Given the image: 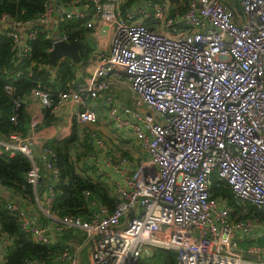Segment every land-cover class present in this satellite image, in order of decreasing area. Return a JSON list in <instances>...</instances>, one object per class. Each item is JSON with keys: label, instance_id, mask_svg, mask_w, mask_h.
Returning <instances> with one entry per match:
<instances>
[{"label": "built area", "instance_id": "built-area-1", "mask_svg": "<svg viewBox=\"0 0 264 264\" xmlns=\"http://www.w3.org/2000/svg\"><path fill=\"white\" fill-rule=\"evenodd\" d=\"M146 1L142 7L139 0H45L31 22L1 15L0 34L18 57L28 54L27 41L39 31L51 40L49 51L55 42L71 41L59 28L66 18H88L84 26L108 25L112 32L108 46L98 43L86 64L74 62V79L65 89H53L38 76L28 92L11 96L9 120L16 127L0 132V153L30 159L26 180L36 199L42 168L51 171L43 211L57 230L83 233L87 264H143L144 253L156 248L174 252L176 264H264V243L257 240L264 218L246 206L264 208V0H240V7L228 0ZM0 70L10 93L20 76L34 71ZM123 81L133 100L118 105L112 94L105 96L109 126L117 136L132 138L136 157L142 155L131 162L117 137L87 128L98 150L89 158L94 178L111 186L116 204L99 203L88 218L59 214L53 209L56 153L38 146L35 157L38 117L30 116L25 132L18 110L35 100L56 115L72 103L78 109L71 121L86 126L98 118L89 102ZM4 188L0 181V202L7 200ZM84 195L89 198L90 190ZM8 208L34 241L52 244L48 224L35 222L18 202ZM0 238L11 243L1 225ZM59 258L81 264L71 246L62 247Z\"/></svg>", "mask_w": 264, "mask_h": 264}, {"label": "trees", "instance_id": "trees-1", "mask_svg": "<svg viewBox=\"0 0 264 264\" xmlns=\"http://www.w3.org/2000/svg\"><path fill=\"white\" fill-rule=\"evenodd\" d=\"M44 6L45 0H0V17L3 13H8L16 21L31 22L44 9ZM87 20L88 18L71 17L66 18L59 25L62 31L70 35L71 41L84 40L86 42L80 49V62L84 64L88 62L91 53V47L87 41L89 27L84 26ZM27 44L29 47L28 54L18 57L12 48V41L0 34V68L2 65L10 69L28 68L30 66L34 70L32 76H28V73L20 76L19 81L13 84L11 93L4 89L6 79L0 70V132L4 134L16 127L9 120V116L13 112L10 101L12 95L28 92L34 86V80H37L38 76L53 89H65L67 82L74 79V67L76 64L69 57L61 58L58 61L54 73L48 68L51 40L46 38L43 32L39 31L37 37L28 40ZM51 77H53L52 82L49 81ZM26 110V104L18 110L20 127L25 132L27 130L26 120L30 119V117L28 119L29 114ZM40 116L41 122L37 124L36 131H39L41 127L48 126L55 120V114L49 108H42ZM79 138L77 124L74 122L70 134L66 137H53L43 142L36 141V144L41 148L48 146L56 153L55 157L51 159L52 164L59 170L53 209L59 214L72 213L88 218L99 203H104L113 208L116 204V199L112 194L110 185L103 183L100 177L94 180L89 177L90 174H87L89 171L95 174L96 169L89 158L85 156L87 153L85 150L78 154L74 153L75 157H73L72 151L77 147ZM84 142L89 150L92 147L89 143V134H85ZM88 154L91 155V151ZM83 156L85 157L82 160ZM80 161H83L82 171L86 176L79 174L77 171ZM31 166L30 159L20 152L14 155L0 153V181L6 189L11 190L15 195L28 196L34 199V189L26 180V174ZM44 170L51 177V171L42 168V173ZM86 190H90L89 198L84 195ZM221 191L229 198L231 203L237 205L229 189L223 188ZM14 202H17L14 198L9 201L4 199L0 202V225L12 237L10 244L1 242V248L4 253L2 264H29V261L32 260L38 261L36 263H49L53 256L58 255L59 257L62 247L71 246V248L75 249V247L65 241L52 242V244L34 241L21 229L18 217L8 208V204ZM246 206L264 218V208L261 210L248 203ZM78 231L69 229L67 230V236L75 237L77 236L75 232ZM80 234L82 236L78 235L80 236L78 242L82 243L84 236L81 232ZM150 256L153 257L152 264H176L175 254L170 250L155 249Z\"/></svg>", "mask_w": 264, "mask_h": 264}, {"label": "crops", "instance_id": "crops-1", "mask_svg": "<svg viewBox=\"0 0 264 264\" xmlns=\"http://www.w3.org/2000/svg\"><path fill=\"white\" fill-rule=\"evenodd\" d=\"M60 11V10H59ZM59 15V12H58ZM56 20V16L53 17V21ZM89 31V35H88V39L92 42H94L95 44L93 45V47L91 48V53L90 56L93 54V52L95 50H98L99 45L98 43L104 45L103 47H107L108 46V41L110 38V34L112 32V26H108V25H100V26H95L94 28H88ZM81 67L86 66V65H81L79 64ZM54 76V75H53ZM117 89H124L130 92L131 96L127 99H121L118 95H114V90L117 91ZM107 94H112L113 98H114V103L116 104H123L124 102H128L131 103L132 102V96H133V92L131 91L129 84L126 82H117L113 85H111L99 98L89 102V105L94 108L93 106L98 103L99 107L102 110V114L99 111L98 113V118H101L99 122V126L98 127H94L97 128V130L101 131V132H109L108 134H110V131H108V127H109V118L107 116V109H108V102H106L107 100L105 99V96ZM27 110L26 112L29 114V117L31 116H37L39 122H41V110L42 107L40 105V103L38 101L32 100L27 102ZM78 106L72 104V103H68L66 105H64L59 111L58 113L55 115V120L49 124L48 126L45 127H41V129H39V131L37 130V141L43 142L47 139L53 138V137H57V138H61L65 135H69L72 127H73V122L71 121V116L73 114V112L77 111ZM98 112V111H97ZM101 116H100V115ZM106 116V119L104 120L103 117ZM28 122V120H27ZM27 124V123H26ZM29 130V129H28ZM27 130V132H28ZM79 135L80 131L78 130ZM118 132L116 133L115 137H117ZM82 136V135H81ZM114 136V135H111ZM83 141V140H81ZM134 142V141H133ZM122 148H125V152L129 155V157L131 158V162H135L138 161V159H140L141 154L138 156V158L136 157L139 154V148L138 150L133 153L131 151H128V147L124 146V143L121 144ZM138 147V146H137ZM86 152L89 151H93V152H97L98 150H94L92 147H90V149H86ZM136 154V155H135ZM88 158H90V160L92 159V154H88L86 153V155ZM82 158V160L84 159V157ZM73 157H75V154H73ZM83 161L79 162V167H77V171L79 174H83L85 175V173L82 171L83 168ZM85 166V165H84ZM79 168V170H78ZM89 171V170H87ZM90 174L89 177H91L92 179L96 180L94 178V173L89 171ZM86 176V175H85ZM50 179V177L47 175V171L44 170L43 172V181L42 183L38 184V188H37V192L39 194V198L36 199H31V197L28 196H17L15 195L11 190H8L6 188L1 189V192L4 193L6 195V197H10L11 199H15L19 205L22 206L23 209L26 210V212L29 214V216L37 223H41V224H48L49 228L47 229V234L49 235V237L51 238L53 243H58L59 241H65L68 242L69 244H71L73 247L76 248L79 251V257L81 260V264H83L82 262V252L84 249H86V254L88 252V245L86 244V242L80 243L78 242V238H80L81 235L80 232H75L77 233V236L75 237H68L67 236V230H57L55 227V224L49 220V218L46 216V214L43 211V199L45 197V185L46 182ZM98 179V178H97ZM95 202V201H94ZM97 203V202H96ZM248 208V206H247ZM250 209V208H248ZM264 230V229H262ZM76 231V230H75ZM82 233V232H81ZM83 234V233H82ZM82 236V235H81ZM84 236V235H83ZM258 241H262L264 242V234H262V236L257 238ZM2 240L0 238V256H3L4 259V253L2 250V244H1ZM3 259L0 258V264H2ZM31 264H63V261L60 260V258L58 257V255L53 256L51 261L49 263H31Z\"/></svg>", "mask_w": 264, "mask_h": 264}, {"label": "rangeland", "instance_id": "rangeland-1", "mask_svg": "<svg viewBox=\"0 0 264 264\" xmlns=\"http://www.w3.org/2000/svg\"><path fill=\"white\" fill-rule=\"evenodd\" d=\"M228 1L231 3V5H235V6H237V7H240V0H228ZM87 41H88L90 47L92 48L93 45H94L95 43L92 42V41H90L89 39H88ZM114 95H115V96L118 95L121 99H127V98H129V97L131 96L130 92L127 91V90H124V89H117V91L114 90ZM93 107H94L93 109H95L96 111H98V113H99V111H100L101 114H102V110H101V108L99 107L98 103H96ZM99 115H100V114H99ZM100 116H101V115H100ZM100 119H101V118H97L95 121L88 123L86 126H82V125H80V124H77V128H78V130L80 131V134H81L82 136L80 135L79 141H78V143H77V147L75 148V150L72 151L73 154H74V153H76V154L81 153V151H84V150L87 151L86 149H88V147L85 146V142H84V136H85V135H84V134H85L84 131H85L87 128H88L89 130H97V129L94 128V127H98V126H99V123H101V122H99ZM103 119L105 120V119H106V116H104ZM101 120H102V119H101ZM26 123H27V120H26ZM73 124H74V123H73ZM26 128H27V124H26ZM107 130L110 131V135H114L113 137L115 138V135H116V133H117L116 128H115L113 125L110 124V126L108 127ZM101 133L107 137V135H108L107 133H109V132H107V133L101 132ZM131 139H132V138H130V137H127V138L125 139V138H123V137L120 135V136H117L116 141H117L119 144H123V143H124V146L128 147V151H131V152L135 153V152L138 150V147H137L138 144H137L136 142H133ZM81 140H83V141H81ZM118 143H117V144H118ZM87 153H89V152H87ZM135 155H136V154H135ZM141 155H142V154H141ZM126 156H128V154H127ZM156 249H159V248H156ZM150 255H151V254H150ZM150 255H149L147 252H145L144 255H143V257H142L141 262H142L143 264H152L153 257L150 256ZM82 262H83V264H87V263H88V261H87L86 249H84L83 252H82Z\"/></svg>", "mask_w": 264, "mask_h": 264}, {"label": "water", "instance_id": "water-1", "mask_svg": "<svg viewBox=\"0 0 264 264\" xmlns=\"http://www.w3.org/2000/svg\"><path fill=\"white\" fill-rule=\"evenodd\" d=\"M147 4L146 0H139L138 5L145 7ZM56 18L58 17L57 11L55 12ZM57 24V22H56ZM8 27H14L15 25L12 22H9ZM86 44L84 40H75V41H58L54 43V46L49 51V64L48 68L55 72V67L58 63V61L63 57H69L73 62H79L80 61V49ZM31 147L34 151L35 157H39L40 155V148L35 144L31 143ZM43 177L40 178V183H42ZM7 200H10V197H6ZM79 251L77 250V256L79 257ZM1 259H3V256H0Z\"/></svg>", "mask_w": 264, "mask_h": 264}]
</instances>
